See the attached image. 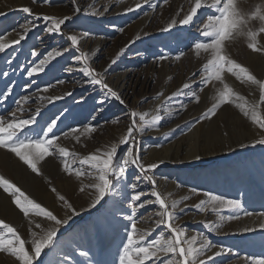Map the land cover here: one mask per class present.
I'll use <instances>...</instances> for the list:
<instances>
[{"label":"rangeland","instance_id":"obj_1","mask_svg":"<svg viewBox=\"0 0 264 264\" xmlns=\"http://www.w3.org/2000/svg\"><path fill=\"white\" fill-rule=\"evenodd\" d=\"M140 2L143 3L141 8L135 7L133 11H128L135 0H48L47 3L44 0H0V13H3L0 15V44L6 45L5 51L0 53V73H8L7 76L0 75V92H4L6 87L12 89L8 100L3 101L0 97V116L6 121L10 120L11 112L16 111L13 99L28 96V101L20 105L23 111H17V120L29 119L39 111L36 116L37 124L17 130V137L24 138L27 134L34 138L29 127L37 128V125H43L50 118H57L54 131L60 139L54 143L59 148L68 150L67 157L56 152V162L52 160V156H46L37 162V173L15 153L0 148V176L9 180L29 199L61 217L67 211L68 203L76 209L89 205L90 197L79 189L83 184L92 182L87 175L91 169L88 165H82L81 160L88 157L87 153H95L97 150L102 153L111 144L117 143L127 133L132 122L130 113L135 112L138 127L144 123L139 119L141 115L149 122L147 130L137 135L142 161L145 145L149 150L172 148V155L177 153V147L180 148L178 158L173 162H149L159 164L155 169L156 180L163 174L169 182L176 183L177 199L187 192L191 197L185 202L188 206L186 211L180 213V225H186L188 214L194 209L198 210L195 205L200 200H207V193L242 202V210L233 212L222 208L221 215L225 217L238 215L242 218L245 211L264 215V145L248 143L246 147L228 155L224 163L218 159L225 147L245 138L264 137V129L251 118L252 113H255L257 119L264 120V94L257 86L236 76L233 83L226 80L221 83L215 79L207 85L201 83L202 79H207L210 75V71L205 70L210 54L203 50L197 54V50L190 47L193 39L199 35L197 29L179 23L190 7L194 6V0ZM203 2L211 5L213 0ZM24 7H28L31 13L23 12ZM76 8H79L78 12ZM236 8L245 22L225 42L226 54L247 67L257 79L264 80V54L252 51L248 47V37L240 34L249 30L259 31L262 22L254 18L253 14L264 15V0H236ZM207 11L210 9L202 8L198 10L197 17H194V21L200 19L201 28L207 20L200 13ZM37 16L64 20L60 32L49 33L46 29L52 27V20L37 19ZM172 20H176L177 24L166 30ZM71 35L77 36V45L71 44L68 39ZM256 40L258 47H264V32H260ZM56 52L61 54L56 56ZM180 53L184 55L177 59ZM77 56L79 59H74ZM41 60L45 63L40 66V70L28 77L27 71L39 66ZM85 66L93 74L99 73L97 79H102L116 90L124 103L108 96L101 85L90 83L83 71ZM125 73L126 82L122 87L120 80ZM228 73L225 70L222 76ZM185 83L191 86L185 91H194L199 97L198 102L191 95L168 99ZM224 84L233 90V94L229 101L221 103L219 93ZM161 92L162 96L159 95ZM93 95L92 100L88 101ZM238 104L244 106V110L250 113L249 116L243 115ZM213 107L216 109L215 114L205 118L203 114L210 112ZM151 109L161 115L159 121L153 119L149 113ZM253 123L259 127V133L253 131ZM89 125H95V130L82 135L79 142L69 135H62L69 128L83 132ZM127 147L128 145L121 146L118 156ZM155 157H159V154ZM65 163L70 165L71 172L64 170ZM77 169L82 170L85 175L77 177ZM55 183L60 185L53 191V186L49 185ZM156 187L165 196L158 181ZM146 188L143 187L142 190L150 193L151 186L146 184ZM193 189L196 191L193 192ZM50 191L54 194L51 195ZM4 195L11 198L8 209L2 203ZM60 196L65 197V200H60ZM147 198L151 197L143 199ZM23 202L21 197V203ZM167 202L170 203L169 200ZM109 203L110 200L103 207L97 205L61 228L53 238V243L42 252L40 259L43 264H119V253L126 234L124 225L129 223L127 219L122 220V227L115 226L111 219L102 220L100 236L104 240L101 242L90 239L87 243V240H82L78 250H68L65 242L71 233H75L74 236L78 239L86 228H89L91 234L94 233L92 225L96 219L103 217ZM129 206L130 201H127V205L122 208L127 214ZM159 210L155 204L140 209L138 216L145 217L148 222L140 221L138 228L150 229L154 220L158 219L155 213ZM35 211L31 209L29 214L45 219ZM210 211L208 220L213 224L220 223L216 213L211 208ZM0 218L16 228L17 233L25 240L29 252L31 233L40 231L35 225L47 227L42 221L26 219L22 209L15 203V198L2 187ZM238 219H225L216 232L210 231L206 223L195 228L194 233L207 236L215 248L226 250L215 259V264H247L252 257L264 256V227L244 226ZM0 230L5 232L6 238H11L7 230ZM161 231L166 230L163 227L156 229L148 239L158 238ZM82 252L88 254L81 255ZM0 254L4 256V264H19L10 252L0 251ZM34 264H39V261Z\"/></svg>","mask_w":264,"mask_h":264},{"label":"snow or ice","instance_id":"obj_2","mask_svg":"<svg viewBox=\"0 0 264 264\" xmlns=\"http://www.w3.org/2000/svg\"><path fill=\"white\" fill-rule=\"evenodd\" d=\"M45 3L48 0H44ZM147 2V0H145ZM167 3V0H163ZM137 8L141 5L137 4ZM210 9L207 12H201L200 15L207 20V23L200 27L201 21L197 18L194 21V17H197V12L200 9ZM133 8H129L128 11H133ZM79 11V8H76ZM23 12L31 13L28 7L23 8ZM3 15V13H0ZM254 18H258L262 22V26L258 32L247 31L240 34L248 37V47L257 53L264 54V47H258V41L256 37L260 32H264V15L253 14ZM37 19H43L45 21L52 20V27H48L46 30L49 33H59L60 26L64 23V20H57L48 16H37ZM65 19H68L67 17ZM244 19L240 16L236 8V0H213L211 5L205 4L203 0H194V6L190 7V10L183 19L179 21L181 25L190 26L197 29L199 35L196 36L190 47L197 50L199 54L200 50L208 52L210 59L205 66L206 71H210V75L207 79H202L201 83L207 85L212 79L223 83L222 73L226 70L236 76L238 79L245 80L246 82L257 86L261 93L264 94V80L257 79L249 69L235 60L231 59L225 51V42L229 40L233 33L238 31L244 24ZM177 24L176 20H172L168 25L170 30ZM122 31V29H121ZM23 39V37H22ZM72 45H77L78 39L76 35L68 37ZM19 43V41H16ZM6 45L0 44V53L5 51ZM67 51V49H65ZM61 53L56 52L55 55L59 56ZM35 55V52H33ZM51 55V54H50ZM83 55V54H81ZM184 53H180L176 58L180 59ZM163 59V57H161ZM79 59V56L74 57ZM87 59V57H85ZM45 63L41 60L39 66H34L27 71L28 77H32L34 73L40 70V66ZM115 63V61H113ZM71 70V69H69ZM86 75L89 77V82L95 85H101L107 92L108 96L114 98L120 103H124L121 96L116 90H113L102 79H97L99 73L93 74L87 66L83 69ZM0 75L7 76L8 73H0ZM30 86V85H29ZM190 84H183L182 88L173 93L168 99L178 98L181 95L193 96L196 102L199 101V97L195 95L194 91H185L190 89ZM47 91V88H45ZM12 94L11 87H6L4 92H0V97L3 101L9 99ZM233 90L224 84L221 89L220 102L225 103L229 101L232 96ZM159 95H163L161 92ZM242 99L241 97H237ZM28 96H22L19 100L13 99V103L16 105V111L11 112L10 120H5L3 116H0V148H6L8 151L15 153L25 164H27L33 172H39L37 168V162L43 160L46 156H52L58 152L62 157H67L68 150L65 148H59L55 145V141L60 139V136L56 134L54 129L57 127V118H50L45 121L43 125H37V128L29 127V132L34 134L33 137H29L25 134L24 138L17 137V130L37 124L36 116L39 115L37 111L36 115H33L29 119L17 120V111H23L20 107L22 103L28 101ZM51 99V98H49ZM264 99V95H262ZM2 102V101H0ZM103 103V101H101ZM183 107V105H181ZM163 107V105L161 106ZM243 111L245 117L249 116V112L244 110L243 105H237ZM215 107L210 112H205L203 116L210 118L215 114ZM133 117L130 126L127 129V133L123 135L117 143L111 144L102 153L97 150L94 154L85 157L81 160L82 165H88L91 171L87 175L92 179L91 183L83 184L79 189L80 192L85 193L90 197L89 207L95 208L97 205L101 207L104 204H108L109 200L114 204H123L125 201H130L128 214L126 216L128 224L124 225L126 234L124 241L122 242V249L119 253V264H215V259L225 253L224 248L215 251L213 248L215 245L207 236L202 233L189 234L187 229L179 224L180 213H184L188 207L185 201L191 199L190 196L185 195L179 200H173L168 203V197H165L160 191L157 190V180L155 178V169L158 168V163H145L142 161L140 151L137 146V135L142 134L147 130L149 124L145 120V116L141 115L139 119L144 123L139 127L136 122V113H130ZM162 117L156 116L154 120L159 121ZM252 120L258 123L261 129H264V120L257 119L255 113H252ZM95 125H89L81 132L76 128H69L67 132H63L62 135L67 137L69 133H72L77 142L80 141L82 135H85L88 131H94ZM6 134V135H4ZM51 134V135H50ZM254 143L264 145V137L256 140ZM123 145L128 147L118 156V150ZM159 147V145H157ZM247 145H241L246 147ZM135 149V151H134ZM199 159V157H197ZM75 161H73L74 163ZM159 163H163L160 161ZM64 170L71 172L72 169L68 163L64 164ZM77 177L85 175V173L77 169L75 170ZM132 177L131 179L129 177ZM145 183L151 186L150 193H146L140 189L139 185ZM0 187L5 192H10L15 198V203L22 209L25 216L29 215L31 209L36 210L37 215H42L48 223L46 228H41L40 224H36L35 227L40 229L39 232L33 231L31 233V252L25 246V240L17 233L16 228L9 224H6L3 220H0V229L7 230L11 238L5 237V232L0 230V251L10 252L16 257L19 264H34V261H39V264H43L41 260V254L44 249L53 243V238L57 235L59 230L73 219L74 216L79 215L77 209L71 204H67V211L63 217H58L53 211H50L42 207L39 203L29 199L23 192L20 191L9 180L0 176ZM130 189V192L127 191ZM87 190V191H86ZM55 191V189H53ZM196 190L193 189V192ZM120 193H124V201L117 200V196ZM172 194L169 193L170 197ZM207 200H200L195 208L200 212H205L209 207L216 213L220 223H209L206 225L210 231L216 232L222 227V222L226 220L238 219V215H228L227 217L221 215L222 208H227L229 211L235 212L236 210H242V202L238 199H225L221 196L213 195L211 193L206 194ZM150 196L151 198L142 199L143 197ZM21 197H23V203H21ZM60 200H65V197L60 196ZM103 201V204H101ZM157 205L159 211L155 213L158 219L154 220L153 226L148 230H141L137 227L140 221L147 223L145 217L138 216V211L144 209L148 205ZM184 205V207H181ZM70 213V214H69ZM245 215H252L251 212H244ZM115 218V213H113ZM95 229L100 230L103 228V223L98 218L92 225ZM163 227L166 231L158 233V238L149 240L152 233ZM264 227V225H261ZM250 229H246L249 231ZM87 252H82L81 255H87ZM46 255V253H45ZM247 264H264V256L252 257L247 261Z\"/></svg>","mask_w":264,"mask_h":264},{"label":"bare ground","instance_id":"obj_3","mask_svg":"<svg viewBox=\"0 0 264 264\" xmlns=\"http://www.w3.org/2000/svg\"><path fill=\"white\" fill-rule=\"evenodd\" d=\"M137 4H139V5H141L142 6V2H140V0H135V3H134V7L132 6V8H135L136 7V5ZM137 8V7H136ZM135 8V9H136ZM139 8H141V7H139ZM149 18V17H148ZM147 18V19H148ZM145 20V19H144ZM144 22V21H143ZM140 23H142V22H140ZM98 42V41H97ZM146 42H144V44H145ZM143 44V43H142ZM141 44V45H142ZM143 44V45H144ZM84 69V68H83ZM227 81V82H231V83H233V82H235V78H234V76L232 75V73H228V74H226V75H224L223 76V81ZM121 82H120V84H122L121 86L122 87H124L125 86V82H126V73L121 77V80H120ZM225 81V82H226ZM96 96V95H95ZM94 97V95L92 96V97H90V98H88V101H90V100H92V98ZM164 97V96H163ZM160 100H162V99H160ZM165 101V100H164ZM158 103L160 104L161 102L160 101H158ZM164 103V102H163ZM155 104V103H154ZM156 106V105H155ZM81 108H83L82 107V105L80 106ZM152 107V106H151ZM154 107V106H153ZM160 107V106H159ZM158 111V110H157ZM76 113V112H75ZM149 113H151V116H153V117H156V116H159L158 114H156L157 112L154 110V109H151V111L149 112ZM161 116V115H160ZM154 119V118H153ZM188 119V118H187ZM158 127V126H157ZM193 128V127H192ZM252 128L254 129L253 131H256L257 133H259V127L257 126V125H255L254 123H253V126H252ZM198 130V129H197ZM158 132H160V131H158ZM161 133V132H160ZM194 133V132H193ZM159 134V133H158ZM162 134V133H161ZM69 136L70 137H72V138H75L74 137V135L72 134V133H69ZM260 138V136H253V137H250V138H245L244 140H242L241 142H239V143H234V144H232V145H230V146H228V147H225V149H224V153L221 155V156H218V159H220L221 161V163H224V159L228 156V155H230L233 151H235V150H237V149H239V148H242L241 147V145L243 144V145H246V144H248V143H254L256 140H258ZM146 144V143H145ZM172 147V146H171ZM143 149H144V154H145V156H144V158H143V162H145L146 164L147 163H149L150 161H152V160H157V161H166V162H173L174 161V159H177L178 158V155H179V153H178V151L180 150V148L179 147H177L176 149H178L177 150V153L175 154V155H172L171 154V151H172V148H165L164 150H158V149H154V148H152V149H148L147 147H146V145H145V147H143ZM92 154H94V153H87L86 154V156H90V155H92ZM156 154L158 155L159 154V157H155L156 156ZM52 160L54 161V162H56L57 161V155L54 153L53 155H52ZM156 163V162H155ZM24 163H22V165H23ZM25 165V164H24ZM23 165V166H24ZM27 165V164H26ZM89 177V176H88ZM129 178H132L131 176L129 177ZM157 181H158V186H159V188L164 192V194H165V196L166 197H168V200H169V202L171 203L173 200H176L177 199V197H178V195L176 196L175 194H176V190H177V185H176V183L175 182H169V180H168V178H166L163 174H160L159 176H158V179H157ZM60 184H57V183H55V184H51V185H49L50 187H52V189L54 188V189H56V188H58V186H59ZM54 186H56V187H54ZM139 187H140V189L142 190L143 189V187L144 188H146V184L145 183H141L140 185H139ZM48 188V187H47ZM61 188V187H60ZM45 190H47V189H45ZM48 191H49V188H48ZM60 191V190H59ZM127 191H129L130 192V189L129 190H127ZM144 192H145V190H143ZM146 191H147V188H146ZM53 192L52 191H50V194L51 195H53L52 194ZM169 193H171L172 195L169 197L168 196V194ZM183 193H184V191H183ZM188 193V192H187ZM187 193H185L183 196H185V195H187ZM69 196V195H68ZM182 196V195H181ZM182 196V197H183ZM144 198V197H143ZM142 198V199H143ZM11 198L9 197V196H5L4 195V198H2V203H3V205H4V207H6L7 209L8 208H10V203H11V200H10ZM69 199V198H68ZM180 199V198H179ZM179 199H177V200H179ZM208 199V198H207ZM117 200H120V201H124V193H120V195L119 196H117ZM204 200V199H203ZM69 201V200H68ZM186 202V201H185ZM127 205V201H125L122 205L121 204H114V202L113 201H111L110 200V203H109V205H108V208H107V210L104 212V215H103V217H100V219H101V221L102 220H108V219H111V220H113V222L115 223V226H118V225H120L121 227L124 225L123 224V222H122V220H124V219H126V216H127V212L125 211V209H122L123 208V206H126ZM187 205V204H186ZM91 209H93L92 207H89V205H86V206H83V207H80V208H78L77 209V211L79 212V215H81V214H83V213H85V212H87V211H89V210H91ZM63 211V210H62ZM36 212V211H35ZM211 211H210V208H208L205 212H200L199 210H193L191 213H189L188 214V220H187V222H186V225L185 226H183L184 228H186L187 229V231H188V233L189 234H195L194 233V231H195V228L196 227H198L200 224H202V223H206V225L207 224H209V223H211L212 221H210V220H208V216H209V213H210ZM113 213H115V218H113ZM70 214V213H69ZM76 216H78V215H76ZM76 216H74L73 217V219L76 217ZM24 217L26 218V219H28V220H32V219H35V220H39V221H42V223H45L47 226H48V223L49 222H47L46 221V219H42V218H37V217H35V216H32V214H29L28 216H25L24 215ZM41 217V216H40ZM58 217H61V216H59L58 215ZM242 217V216H241ZM62 218V217H61ZM1 219V218H0ZM212 219V218H211ZM97 220V219H96ZM214 220V219H213ZM240 222H242V224L244 225V226H247V225H249L250 227H254V226H256V225H264V215H255V214H252V215H244L242 218H239L238 219ZM6 221V220H5ZM27 222V221H26ZM106 222V221H105ZM125 222V221H124ZM246 223V224H245ZM107 224V223H106ZM111 224V223H110ZM140 225V223H138V225H137V227ZM109 230V232H110V229H108ZM100 232H102V231H100V230H97V229H94V233H92L91 234V232H90V230H89V228H86V229H84V233H81V234H79V236L77 237L78 239H76L75 238V236H74V234L75 233H71L67 238H66V241L65 242H67V245L68 246H66V248L68 247V250H71V249H79V245H81V241L83 240V241H85V240H87V243H88V240H96L97 241V243L98 242H101V241H103V240H101V234H100ZM80 233V232H79ZM111 233V232H110ZM218 233V232H217ZM216 233V234H217ZM243 233H248V232H243ZM94 234V235H93ZM219 235V234H218ZM120 236H121V234H120ZM234 236H236V235H234ZM119 238V237H118ZM220 238V237H219ZM122 248V247H121ZM58 249V248H57ZM120 249V248H119ZM118 250V249H117ZM121 250V249H120ZM219 250V248L217 249V248H213V253L215 252V251H218ZM7 256V255H6ZM66 257V256H65ZM12 258V257H11ZM4 256L2 255V254H0V264H4ZM35 262V261H34ZM216 262V261H215ZM11 263H12V260H11ZM49 262H47V264H48ZM10 264V263H9ZM15 264V263H14Z\"/></svg>","mask_w":264,"mask_h":264}]
</instances>
